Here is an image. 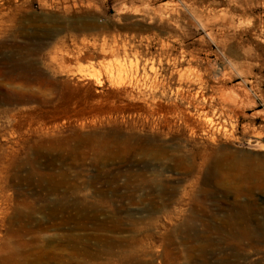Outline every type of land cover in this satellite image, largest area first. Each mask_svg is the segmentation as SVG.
Listing matches in <instances>:
<instances>
[{
  "label": "rangeland",
  "instance_id": "obj_1",
  "mask_svg": "<svg viewBox=\"0 0 264 264\" xmlns=\"http://www.w3.org/2000/svg\"><path fill=\"white\" fill-rule=\"evenodd\" d=\"M196 2L0 0V264H264V9L240 75Z\"/></svg>",
  "mask_w": 264,
  "mask_h": 264
},
{
  "label": "bare ground",
  "instance_id": "obj_2",
  "mask_svg": "<svg viewBox=\"0 0 264 264\" xmlns=\"http://www.w3.org/2000/svg\"><path fill=\"white\" fill-rule=\"evenodd\" d=\"M188 2L193 7L197 4L196 0H188ZM257 7H262L264 9V0H229V3L224 8H219L216 5H209L207 9H202L200 11L199 9H195L196 11L193 13L197 22L205 31L209 39L216 46L222 49L223 55L229 60H227L228 65L237 70L240 75H248L251 71V63L249 62V59L253 54L254 48L252 44H245L243 42V36L246 32L245 23L248 20L250 21L249 30H255L257 25L255 10ZM234 41H237L239 44L238 49L233 46ZM236 50H239L240 54L244 55V59L247 62H239V60L242 59L241 57H239L237 60L231 59V56L234 55ZM183 52L184 58L188 57L191 64L200 60V57L193 51L187 52L183 50ZM119 69L122 72L124 68L121 66ZM215 72L216 85H211L206 74L197 76L196 84H198L200 87L195 94H192L194 99L202 98L203 100H206L207 96L205 89H207L209 86H211L213 89L225 88V82L230 72L227 71L224 73V69L219 71L216 70ZM226 102V100H221V104L224 105L223 109L228 107V105L225 106ZM209 121H213L212 118H209ZM99 214V212H94L92 215L85 214L83 221L78 224V228L86 229L88 220L96 223L98 221ZM228 220L231 221V219ZM241 222L243 224V229L239 231V237H241L244 241H247L250 254L259 258H263L264 246L256 247L254 246V242L258 237L264 236V229L250 228V226L246 224L245 219H243ZM96 229L98 230L100 228ZM62 239L79 242L83 241L84 237L71 235L65 236ZM121 241H125V239ZM105 252L112 255H118L119 258H125L126 260H132L131 258H135L131 252H113L109 247L106 248ZM14 254L18 256L16 251Z\"/></svg>",
  "mask_w": 264,
  "mask_h": 264
}]
</instances>
